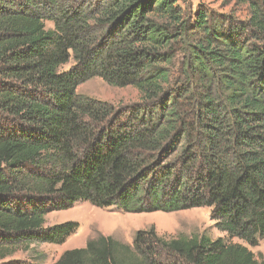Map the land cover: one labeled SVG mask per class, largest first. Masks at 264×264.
<instances>
[{
  "label": "trees",
  "instance_id": "16d2710c",
  "mask_svg": "<svg viewBox=\"0 0 264 264\" xmlns=\"http://www.w3.org/2000/svg\"><path fill=\"white\" fill-rule=\"evenodd\" d=\"M230 1L246 19L184 0H0V264L63 244L79 224L45 216L78 202L207 207L228 240L98 234L53 264H264L230 242L264 239V0ZM92 78L139 100L77 94Z\"/></svg>",
  "mask_w": 264,
  "mask_h": 264
},
{
  "label": "rangeland",
  "instance_id": "374dc122",
  "mask_svg": "<svg viewBox=\"0 0 264 264\" xmlns=\"http://www.w3.org/2000/svg\"><path fill=\"white\" fill-rule=\"evenodd\" d=\"M185 13L203 10L216 15L232 14L240 20L247 18L245 6L236 5L230 0H184L179 3ZM45 28H53L52 23L45 22ZM73 65L72 60L63 65L60 71H66ZM77 94L114 105L116 108L129 107L137 103L139 94L133 87L116 88L109 86L99 78H92L79 85ZM211 210L207 207L193 208L178 212L164 213H123L116 208L102 209L88 202H78L66 210L52 211L45 216V225L52 226L64 222L79 224L78 230L61 245L33 243L14 253L3 264H53L65 250L82 248L88 239L98 234L111 236L122 243L131 244L133 235L138 230L154 227L157 234L166 239L177 237L206 236L211 240L227 239L225 233L215 228L211 220ZM231 243L245 246L256 258H264V239L255 247L233 238Z\"/></svg>",
  "mask_w": 264,
  "mask_h": 264
},
{
  "label": "crops",
  "instance_id": "0c3cea01",
  "mask_svg": "<svg viewBox=\"0 0 264 264\" xmlns=\"http://www.w3.org/2000/svg\"><path fill=\"white\" fill-rule=\"evenodd\" d=\"M102 235H104V234H102ZM104 236H108V235H104ZM86 243V242H85ZM127 244H129V243H127ZM85 246V245H84ZM83 248V247H82ZM76 249V248H75ZM70 250H72V249H70ZM66 251V250H65ZM64 252V251H63Z\"/></svg>",
  "mask_w": 264,
  "mask_h": 264
}]
</instances>
